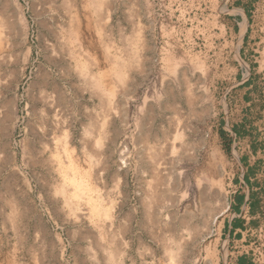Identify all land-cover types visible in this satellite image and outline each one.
<instances>
[{"label": "rangeland", "instance_id": "374dc122", "mask_svg": "<svg viewBox=\"0 0 264 264\" xmlns=\"http://www.w3.org/2000/svg\"><path fill=\"white\" fill-rule=\"evenodd\" d=\"M0 264H264V0H0Z\"/></svg>", "mask_w": 264, "mask_h": 264}, {"label": "bare ground", "instance_id": "6f19581e", "mask_svg": "<svg viewBox=\"0 0 264 264\" xmlns=\"http://www.w3.org/2000/svg\"><path fill=\"white\" fill-rule=\"evenodd\" d=\"M242 15H243V13H242ZM247 16L248 15L244 14L245 26L248 25V23H249V20H248ZM184 137H185V133L182 132V129H176L175 136H174V143L171 146H169L168 148H163L162 151L159 150V149H158V151H154V150H157V149H155L154 147H148L151 150V152L153 151V153H155V155L153 157H151V158H161V155L163 156V154L165 153L163 151H165V150L168 151V150L172 149L173 151H176L178 149V145L175 144L176 140L179 141V145H181L180 148H182L183 147L182 146L183 145L182 142L184 140ZM140 139L142 141H149L150 140L149 139V134L147 132L146 133H144V132L141 133L140 134ZM201 142L202 141H200V144H201ZM206 158H211V162H209V163H205L204 162L201 165L200 169L198 167L199 174L201 175V177H200V179L198 178V181H197L198 182L197 184H198V187H199V190H198V202H197L198 203L197 204V206H198L197 213H198V215L200 214L202 216L207 215L210 218L209 220L207 219V221H202L201 220L203 225H205V226L209 225V223L215 224L217 222L218 216L222 215L228 209V206L226 205V202H225V196H224L223 191H220L219 194L212 192V187L215 186L217 182H219L221 184V175H222L221 174V169L219 167H217L215 161L212 159V158H216V157H213L211 155V156L206 157ZM154 165L155 166L153 167L152 170H150V172L153 175V178L158 179V178H160L159 177V174H160V163H159V161L156 164L154 163ZM69 179H67V180H69ZM71 182L77 188L76 189V194L83 196L84 193H85V190H82V188H81L83 185L81 183H78L77 180L74 179V178L71 180ZM78 186H80V187H78ZM110 212H108V210H107V213H105L106 217L111 215ZM110 217H108L107 219H109ZM195 218H197V215H194L192 219H195ZM196 227H198V226H196Z\"/></svg>", "mask_w": 264, "mask_h": 264}]
</instances>
